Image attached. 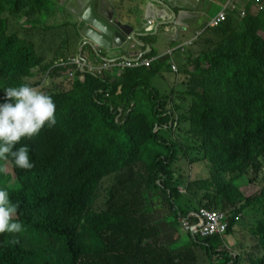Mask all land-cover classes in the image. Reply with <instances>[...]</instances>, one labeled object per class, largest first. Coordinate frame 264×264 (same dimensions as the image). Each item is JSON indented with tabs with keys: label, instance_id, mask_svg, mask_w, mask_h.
I'll list each match as a JSON object with an SVG mask.
<instances>
[{
	"label": "trees",
	"instance_id": "1",
	"mask_svg": "<svg viewBox=\"0 0 264 264\" xmlns=\"http://www.w3.org/2000/svg\"><path fill=\"white\" fill-rule=\"evenodd\" d=\"M259 1L257 12L248 6V19L215 29L211 47L190 58L185 109L150 86L166 59L104 76L69 71L61 63L82 43L71 12L56 0H0V103L3 88L41 86L29 83L40 72L49 79L73 74L67 85L40 89L54 100L56 124L21 139L34 167L0 160V187L19 204L14 219L23 225L0 233V264H244L225 236L187 233L183 240L182 219L200 204L231 209L227 235L237 231L240 214L259 211L249 264H264V186L244 198L235 187L264 157ZM190 158L208 162L211 176L186 181L181 164Z\"/></svg>",
	"mask_w": 264,
	"mask_h": 264
},
{
	"label": "clouds",
	"instance_id": "2",
	"mask_svg": "<svg viewBox=\"0 0 264 264\" xmlns=\"http://www.w3.org/2000/svg\"><path fill=\"white\" fill-rule=\"evenodd\" d=\"M161 1V0H160ZM243 1V3H242ZM97 3L100 2V0H96ZM108 2V1H107ZM164 2V1H162ZM110 4V2H108ZM166 5H168L166 2H164ZM252 6V10L257 12L261 8V1L259 0H229L225 5H222L221 10L214 14L211 15L205 23L203 22L201 25L202 28L200 29L199 25L198 28L197 26L193 25L189 18L184 14V17L181 20V23H178L176 20V16L174 18L173 22H166L164 24H172V25H177V26H184V28H196L195 33L192 35V39L188 40L184 45L178 46L174 49H171L168 51L165 55L163 56H151L150 58H147L146 55L149 53L154 52L153 49L150 50V45L145 44L144 42L138 40L137 36L138 35H143L142 37H150L153 35V32H155V28L151 32H146V30L149 28L150 24H156L157 20H148L147 23L144 24L142 19V23L145 25V29L137 33L138 35L135 36L138 45L143 43V47H146L149 49L148 52L143 51L142 54H139L135 52L128 51V53L125 56H120V53H122L121 48H123L126 44L130 45V42L133 40L131 39V36L128 35L127 37V43L122 45L121 47L113 48L112 50L100 47L99 45L97 46L98 51L94 49L90 45H84V37H83V30H84V23L80 20V17L71 12L73 16L77 18V20L82 24V30H81V36H82V43L81 46L82 48H79V51L77 52V55L72 56L69 58L66 62H62L61 66H67L69 65L70 69L69 71H74V70H87L93 73L98 74L99 76H104L108 73H111L114 69L119 70L120 72H123L128 69H138L141 67H146L150 68L155 62H158L160 60H167V66H164L163 71H167L170 73H175L177 71V64L173 62L171 59L172 55L176 51H183L185 53V57H187L189 60L190 58H197L199 55H201L207 47H211L207 45V41L209 38L214 37L213 31L215 29L221 28V26L226 25L228 22L229 24H235L238 25V22H240L243 19H248L251 15L248 10V6ZM64 6V4H63ZM170 7V5H168ZM66 8V6H64ZM110 7L114 10L115 13V8L113 5ZM172 9V7H170ZM173 10V9H172ZM178 10V11H177ZM175 15L177 12L180 11H185L184 9H175L173 10ZM192 12H189V15ZM219 13H226L227 14V19L224 21L219 22L217 25H212V20L215 18ZM145 16V14H144ZM195 17L199 18L200 15L197 14ZM115 18L117 20H120L116 17L115 13ZM163 20V19H162ZM164 21V20H163ZM122 22V21H121ZM164 24H159V26L164 25ZM158 26V28H159ZM146 34V35H144ZM156 35V34H155ZM203 42L204 47L203 50H201L199 53L190 56L189 52L194 48L196 45L200 44ZM85 47H90L91 50H94V53L86 54L87 51L89 50H84ZM117 49L119 54L116 56L108 57V53L112 52L113 50ZM194 52V50L192 49ZM107 54H103L106 53ZM133 54V55H132ZM189 54V55H188ZM87 55H90L87 56ZM135 56V57H131ZM78 60V61H77ZM145 60L151 61L149 66L139 65L136 67H120L118 66V62L120 61H139L143 62ZM189 60H183L184 68L186 69V65L188 64ZM80 63V65H79ZM106 64H111L112 66L105 67ZM190 65V63H189ZM191 70L193 67L190 65ZM188 69V68H187ZM181 70V69H180ZM178 70V72H180ZM176 74V73H175ZM72 72H68V76L72 78ZM157 76V75H156ZM120 77V74H119ZM40 86L36 87H31L28 84H20L18 86L14 87H7L3 88L4 93H5V102L0 103V160H6L8 158H11L12 162L17 168L20 169H25V170H30L34 167V163L30 160L29 158V147L28 145L25 144H20V141L22 138H31L33 136H36L39 134L42 128L45 126L47 127H52L56 124V116H55V111H56V106L54 103L53 98L40 91L37 90L36 88H39ZM156 89V88H155ZM157 90V89H156ZM158 97H163V96H168L169 101H172V97L169 95L162 94L160 95L157 92ZM176 126V124L174 125ZM188 126V122L186 127ZM180 127H183V123L180 125ZM175 130V134L177 131L176 127H173ZM196 161V160H194ZM6 169L2 165H0V175L5 174ZM211 176V174H210ZM208 176V177H210ZM208 177H202V178H208ZM188 180H194V179H186ZM182 185V184H181ZM185 187V185H182V187ZM178 188V186H177ZM180 189V188H178ZM184 190V188H181ZM180 189V190H181ZM19 208V204L17 202H13L10 199V193L9 189L7 187H0V233H12V232H21L23 230V225L19 220H16V214L17 210ZM203 209H206V211L209 212H220V213H226L227 215V223H228V228L225 232H218L210 236H203L201 232H193L191 230L192 227L199 229L200 224H202V220L200 218L201 211ZM231 209L230 208H223V207H216V206H209L207 204H200L199 209L197 212H192L187 218L182 219V228H184L185 231L190 233L192 236H201L203 239L209 238L212 236L220 235V236H225V238L229 235V227H230V214ZM258 212L255 211H250L248 213H242L238 217V225L239 221L242 219L243 216L250 214L252 215L250 220L254 221L258 217L259 214ZM254 214V215H253ZM242 221V220H241ZM243 226H246L245 224H240ZM250 230H249V239H244V242L246 243L247 248L250 249L249 253L248 251H243V252H238V254H233L235 257L237 255H241L243 259H250L251 253H252V246L256 245L257 242L253 238V233L251 231V222H250ZM237 229V227H235ZM233 235V234H230ZM253 241V245H252ZM249 243V244H248ZM224 250V249H222ZM255 253H257L256 249H254Z\"/></svg>",
	"mask_w": 264,
	"mask_h": 264
},
{
	"label": "rangeland",
	"instance_id": "3",
	"mask_svg": "<svg viewBox=\"0 0 264 264\" xmlns=\"http://www.w3.org/2000/svg\"><path fill=\"white\" fill-rule=\"evenodd\" d=\"M58 4H60L61 7L63 6L62 1L63 0H56ZM142 1V0H141ZM108 2L112 3L115 5L116 7V13L117 11H122L125 14V9H123L122 5L120 4V0H108ZM117 4L119 6H117ZM251 15V14H250ZM62 14L58 13V20H60L62 18ZM68 16V15H67ZM71 20H77V18L75 16H73L72 14L69 15ZM117 16L119 17L118 13ZM125 19L129 22H131L133 20V17L129 19V17L126 15L124 16ZM120 19V18H118ZM121 21V20H120ZM127 24V23H126ZM82 26V25H81ZM203 25L199 26V28L201 29ZM144 30V29H141ZM260 33H264L263 30H260ZM153 38H155V33L153 32V37H151V40H154ZM156 40H158L159 42V34L158 37H156ZM134 42V41H132ZM78 48L75 49V51H79V48H82L81 43H79V45L77 46ZM204 44L203 42H201L200 44L196 45L194 48H192L194 50L193 54L196 55L197 53H199L201 50H203ZM135 51H138L137 48L134 49ZM145 51V50H144ZM192 52V50H191ZM124 53V54H123ZM127 54V52H122L121 55L125 56ZM78 57V54H76ZM84 55L85 51H84ZM192 54H190L191 56ZM183 60H189L187 57H183ZM178 66V65H177ZM151 68V67H150ZM178 70H180V66L177 67V71L175 73H167V71H159L157 73V76L152 78V82L150 84L151 87L156 88L157 92L162 95H169L172 97V104L173 105H181L184 106L185 109L189 108L190 103L192 102V97L187 95V90L189 88L188 84H187V73L183 74L185 72V68L181 69L180 72H178ZM187 70H191L190 65H188V69ZM71 78L69 76H67L66 78L63 76L62 78H54V79H49V77H45L44 73L40 72L35 78H31L29 79V83H31V85H36L38 83H42V85L39 88H36L37 90H39L40 88H44V90L46 88H52L55 85H59V84H66L67 82L70 80ZM65 82V83H64ZM207 87L212 88L211 85V81L207 82ZM214 88L210 89L212 93H214L212 90ZM43 90V92H44ZM186 112V110H185ZM187 122L183 123V128L186 129ZM174 138H177V135H173ZM193 159V158H190ZM260 165H262V168L257 170H251L250 174L248 175L247 178L242 179L239 183L235 184V187L238 188L239 192L241 193V196L244 197H251L254 196L256 193H258L261 188L264 186V157H262L259 160ZM6 167L8 168L7 171L9 172H13V170L11 169V165L6 161ZM181 167L183 169V171H181V173L183 174V176L186 179H200L202 177H208L211 174V170L208 167V162L205 161H194L193 160H187V161H183V163L181 164ZM178 188H184V190H180L183 193H187V189L186 187H182V185H178ZM150 202H153V200H150ZM221 207L224 208L223 205H221ZM259 213V211H257ZM257 213V214H258ZM254 215V214H253ZM252 215L247 214L245 216L242 217V221H239V225L237 224V231L233 234V235H229L227 236L226 239V243L228 245V249L230 252H232L233 254H238V252H243V251H248L247 253H249L250 249L247 248L246 243L244 242V239H249V230H250V222H252L250 220ZM134 224V223H133ZM240 224H245L246 226L240 225ZM249 232V233H248ZM135 233V231H134ZM187 231L184 230V228L181 229V237L183 238V240H187ZM249 244V243H248ZM253 241H252V245H253ZM220 250L222 249H226L225 245H221L219 247ZM245 263L244 264H249L250 259H244Z\"/></svg>",
	"mask_w": 264,
	"mask_h": 264
},
{
	"label": "crops",
	"instance_id": "4",
	"mask_svg": "<svg viewBox=\"0 0 264 264\" xmlns=\"http://www.w3.org/2000/svg\"><path fill=\"white\" fill-rule=\"evenodd\" d=\"M161 1L166 2L168 5H170V7H172L173 10L175 9L186 10V16L189 18L191 23L197 26L198 28V26L201 25L203 22L205 23V21L211 15L218 13L221 10L222 5H225L229 0H161ZM149 2L150 0H142V1L120 0V4L122 5L123 9H125V14L122 11H117L119 17L117 16L115 5L112 3H110V5L111 6L113 5V7L115 8L116 17L120 18L123 24L127 23L126 29L128 32L134 31L139 33L140 31H142L141 29H145V25L142 23V19L144 17L145 9L147 8ZM117 6L119 5L117 4ZM189 12L192 13H190L189 15ZM197 14L200 15L199 18L195 17ZM126 15L129 17V19L133 17V20L128 23V21L124 17ZM195 31L196 28H184V26L164 24L159 26L157 31L154 32L156 34L155 38H153L154 40H151V37H153V35L144 38L142 37L143 35H138L137 38L138 40L144 42L145 44L150 45V50L153 49L155 56H163L171 49L184 45L188 40L192 39V35L193 33H195ZM158 34H159V42L158 40H156ZM134 44H137V42H130V45L126 44L123 48H121V51L127 53L128 51L134 52L133 49L135 48L138 49V51L135 52L139 54H142L144 50L145 52L149 51V49L143 47V43L138 45H134ZM188 50H192V49H188ZM90 53L91 54L94 53V50L87 51L86 54H90ZM107 53L108 52L103 54L105 55ZM192 53L193 51L189 52V54ZM116 54L117 55L119 54L117 49L110 52V54L108 53V57L116 56ZM87 56L90 57V55ZM184 56L185 53L183 51H176L173 53L171 57L173 62H175L178 66H180V69L184 68V64H183ZM131 57H135V56H131Z\"/></svg>",
	"mask_w": 264,
	"mask_h": 264
},
{
	"label": "water",
	"instance_id": "5",
	"mask_svg": "<svg viewBox=\"0 0 264 264\" xmlns=\"http://www.w3.org/2000/svg\"><path fill=\"white\" fill-rule=\"evenodd\" d=\"M62 3L68 10L79 16L84 23V45H90L96 51H98L97 46L99 45L109 51L126 44L128 35L133 41H137L135 36L138 34L132 31L128 32L126 24L115 18L114 10L107 0H100L99 3L96 0H63ZM184 14L186 15L185 11H180L175 15L174 11L164 2L150 0L145 9L143 22L145 24L150 19H155L157 22L150 24L145 33L148 34L154 28L157 31L161 23L173 22L175 16L176 21L181 23Z\"/></svg>",
	"mask_w": 264,
	"mask_h": 264
},
{
	"label": "built area",
	"instance_id": "6",
	"mask_svg": "<svg viewBox=\"0 0 264 264\" xmlns=\"http://www.w3.org/2000/svg\"><path fill=\"white\" fill-rule=\"evenodd\" d=\"M227 19L226 13H219L212 20V25H217L219 22ZM78 61V60H77ZM151 61L145 60L143 62L139 61H120L118 62V66L120 67H136L139 65L149 66ZM80 65V63H79ZM112 66L111 64H106L105 67ZM200 218L202 220V224H200L199 229L194 227L191 228L193 232H201L203 236H210L218 232H225L228 228L227 223V215L226 213L220 212H209L206 209H203L200 214Z\"/></svg>",
	"mask_w": 264,
	"mask_h": 264
}]
</instances>
